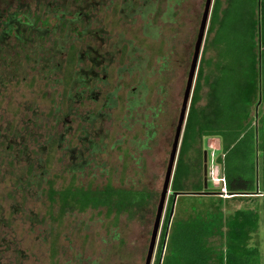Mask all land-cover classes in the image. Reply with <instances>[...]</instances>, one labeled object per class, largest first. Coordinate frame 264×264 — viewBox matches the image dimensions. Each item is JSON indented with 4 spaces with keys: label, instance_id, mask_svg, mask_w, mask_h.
<instances>
[{
    "label": "rangeland",
    "instance_id": "rangeland-1",
    "mask_svg": "<svg viewBox=\"0 0 264 264\" xmlns=\"http://www.w3.org/2000/svg\"><path fill=\"white\" fill-rule=\"evenodd\" d=\"M88 1L91 7L83 10L77 22H69L68 28V19L78 17L74 14L78 5L83 7ZM149 1L154 9L143 19L141 12H135L145 8L143 0H0V14L17 13L23 19L27 15L47 29L43 37L29 30L24 42L9 36L0 45V264H145L205 5V0H180L174 7L173 0ZM226 2L222 0L223 7ZM170 9L172 18H168ZM146 23L149 30H145ZM210 24L200 64L203 57L215 56ZM99 28L104 33L94 32ZM102 39L107 42L104 46H119L107 69L104 95L99 102L70 100L69 95L83 89L73 83L74 71L82 65L89 67L80 63L79 51L99 45ZM133 47L143 50L142 54L134 50V57L144 60V68L122 71L123 66L135 65L130 54ZM142 82L146 100L129 111L128 94ZM116 89L117 105L112 111L105 110L100 121L103 135L107 132L101 152L96 159L91 155L86 166L74 169L65 149L85 144L71 135L61 141L62 126L70 125L67 119L82 125L88 110L100 109L105 95ZM259 115L262 119L264 105ZM261 124L259 144L264 142L262 120ZM194 147L207 151L208 178L219 194L222 188L215 187L211 168L222 173L216 162L223 154L220 140L204 139ZM195 149L189 159L198 157ZM198 179L193 175L189 183ZM110 185L147 192L148 201L131 212L105 206L64 210L60 192ZM262 203L263 197L232 198L225 210L259 208L263 233L258 236L262 239ZM184 212L178 199L174 217ZM220 242L214 241L216 245Z\"/></svg>",
    "mask_w": 264,
    "mask_h": 264
},
{
    "label": "trees",
    "instance_id": "trees-1",
    "mask_svg": "<svg viewBox=\"0 0 264 264\" xmlns=\"http://www.w3.org/2000/svg\"><path fill=\"white\" fill-rule=\"evenodd\" d=\"M226 1V7L222 0L214 2L209 33H215L211 41L215 56L203 57L199 66L172 181L171 189L184 193L178 199L185 212L172 218L169 225L171 197L156 264L167 230L163 264H264V238L263 234L262 239L258 236L263 233L259 208L225 210L229 199L253 200L255 197L250 195L257 191V159L260 149L264 150V142L259 144L257 140L261 125L257 127L255 117L264 70V0ZM69 22L74 21L68 19V28ZM0 24V45L9 36L24 42V33L29 30L40 37L47 32L29 16L23 19L17 13L7 15ZM56 69L51 67L52 71ZM208 138L220 140L223 154L216 162L226 178L228 192L240 196H219L209 179L212 194H193L205 190L204 152L194 146ZM194 149L198 157L189 159ZM193 175L199 179L189 183ZM59 194L64 210L105 206L119 212L140 209L149 196L144 191L111 185L104 189L78 187ZM216 238L221 240L219 245L214 243Z\"/></svg>",
    "mask_w": 264,
    "mask_h": 264
},
{
    "label": "flooded vegetation",
    "instance_id": "flooded-vegetation-1",
    "mask_svg": "<svg viewBox=\"0 0 264 264\" xmlns=\"http://www.w3.org/2000/svg\"><path fill=\"white\" fill-rule=\"evenodd\" d=\"M77 1V0H76ZM149 0H143L144 9H137L135 10L136 13H142V17L143 19L147 18V15H149V13H151L154 9V4L151 5L152 3H149ZM173 7L174 4L179 5L178 3H180V0H173ZM90 1L85 2V5L83 7H81L80 5L78 8V12L74 13L75 15H78L77 19H74L73 23L77 22V20L84 14V9L85 8H90ZM93 7L95 8V5H93ZM152 8V10H151ZM173 9V8H172ZM172 9H170V12H168V18H172L173 12ZM126 10V8H122V12H124ZM132 12V10H130ZM7 16L3 13L0 14V18H3ZM5 21V20H2ZM149 30L150 28V24L146 23L145 25V30ZM90 32L89 29H85V32ZM96 34H98L99 32H103L102 29H97L94 31ZM106 39V38H105ZM105 39H102L103 41L96 46H86V49H83V51H79L80 52V63L82 64H89V67H86L84 65H82L81 67H79L78 71H74L75 72V76L73 79V83H77L78 86H82L83 89H81L80 91H78L76 94L74 95H69L68 98L70 100H78L79 102L82 101L84 98H87L89 101H96L99 102L102 98V96L104 95L102 93V88L104 86V84L106 83V81L108 80V74H107V69L109 68L110 63H112L113 61V56L115 54L118 53L117 48L119 47L117 44H113L112 46L110 45H106L104 46L103 44H106L107 42L105 41ZM119 44V43H118ZM106 47V49H105ZM111 49V50H109ZM134 50L138 51V54H142L143 50H139L136 47H133L132 50H130V54H132L133 57H131V61L134 63L135 61V65H131L130 67H122V71H127L129 73H133V71L138 70L143 67L144 65V60H141V57H134ZM121 52V50H119ZM121 86V84H120ZM121 88V87H120ZM140 91V93H139ZM146 94L147 92L145 91V85L142 82L141 86L138 87H134L132 89L131 92H129L128 94V108L129 111L131 110H135L138 107H140L146 100ZM117 97H118V91L117 89L113 92L107 93L105 95V100L102 103V105L100 106V109L96 110V109H91L88 110V114L86 115V117L83 118V122L82 125H73L72 122L73 120H68L67 122L70 125H65L62 126L63 127V131L62 134L60 135L61 137V141L64 140V138L66 139L67 137H75L78 139L79 143H83L85 144L84 147H67L65 149L66 154L65 156L69 155L71 161L73 163V166H86L88 164V162L91 159V155H93L96 159V155L99 154V152H101L100 149V144L103 138L106 137L107 132L103 135L102 132V126H100V121L103 117V115H105V110H111L113 108H115V106L117 105ZM264 105V102H262L259 106L260 107ZM68 114H70V111L68 112ZM68 116V115H67ZM260 117V115H259ZM261 118V117H260ZM260 118H258L257 121V127L258 124L262 126L261 124V120ZM260 120V121H259ZM260 122V123H259ZM66 123V122H65ZM73 134V135H72ZM76 134V135H75ZM98 138H100V140H97ZM68 141H70V139H68ZM68 152L70 154H68ZM86 152L87 155H89V157H86ZM208 190V189H207ZM173 191V190H172ZM209 191V190H208ZM171 197L173 198V194H170L168 197V201L166 205V210H165V214H164V218L163 220H165L166 216H167V212H168V208H169V204H170V200ZM178 200V199H177ZM173 202V200H172ZM177 204V202H176ZM176 207V206H175ZM171 210V209H170ZM175 212V211H174ZM174 217V215H173ZM162 228H163V224L161 227V232H162ZM168 231V230H167ZM161 232H160V237L158 238V242H157V246H156V251H155V256L153 259V263L152 264H156L157 262V258L155 259V257L158 256V252H159V246H160V241H161ZM167 235V233H166ZM165 245V246H164ZM167 250V239H165L163 247H162V253L159 259V264H163L164 261V256H165V252ZM163 254V255H162Z\"/></svg>",
    "mask_w": 264,
    "mask_h": 264
},
{
    "label": "water",
    "instance_id": "water-1",
    "mask_svg": "<svg viewBox=\"0 0 264 264\" xmlns=\"http://www.w3.org/2000/svg\"><path fill=\"white\" fill-rule=\"evenodd\" d=\"M213 4L214 0H205V5H204V10L203 14L201 17L200 21V26L199 30L197 33L196 41L194 43V50L192 53V57L190 60L189 64V70H188V75H187V82L183 94V100H182V105L180 108L177 124L175 127V133L172 141V146H171V152H170V158L167 164L166 168V174H165V179L162 187V191L160 193V198L158 201V205L156 208V213H155V219L151 231V237H150V242L147 250V255L145 258V264H152L153 259L155 256V251H156V246L158 242V238L160 236L161 232V227L163 224V218L166 210V205L168 201V197L170 194H173V202L171 205V210H170V215H169V225L172 221L174 211H175V206L177 199L180 195L184 194L183 192H174L171 190L172 187V181L177 165V160L180 152V147L182 143V138H183V133L187 121V116L193 96V91L195 88V82L197 78V73L199 71V66H200V61H201V56L203 52V47L205 44V39L208 31V26L213 10ZM264 101V97L262 96L260 98V101L258 105L256 106V111H255V117L256 120L258 121L259 118V106L260 104ZM257 168H258V159H257ZM208 175H209V165H208V153L207 151L204 152V181H205V190L202 192H195L193 194H212L213 192L208 191ZM258 193V191L256 192ZM255 193V194H256ZM232 196H240V195H235L231 194ZM252 196V195H250ZM168 235V231H167ZM166 235V239H167ZM165 246V245H164ZM163 255V254H162ZM162 258V256H161Z\"/></svg>",
    "mask_w": 264,
    "mask_h": 264
},
{
    "label": "built area",
    "instance_id": "built-area-1",
    "mask_svg": "<svg viewBox=\"0 0 264 264\" xmlns=\"http://www.w3.org/2000/svg\"><path fill=\"white\" fill-rule=\"evenodd\" d=\"M260 86H261L260 87V98H261L262 96L264 97V70L262 72L261 85ZM256 123H257V120H256ZM212 161H214V157L212 158ZM211 169H212L211 170L212 181H213L215 187H221L222 188L219 195L223 198L232 197V195L228 192L227 182H226L225 176L221 172H219L218 168H215L213 166ZM257 172H258V178H257V191H258V193L252 194V196L264 198V151L262 152L261 156L258 155ZM262 187H263V189H262Z\"/></svg>",
    "mask_w": 264,
    "mask_h": 264
}]
</instances>
